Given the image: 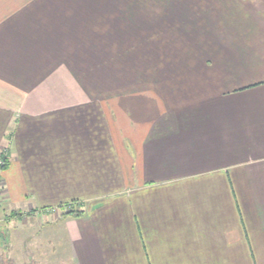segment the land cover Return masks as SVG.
<instances>
[{"label":"crops","instance_id":"1","mask_svg":"<svg viewBox=\"0 0 264 264\" xmlns=\"http://www.w3.org/2000/svg\"><path fill=\"white\" fill-rule=\"evenodd\" d=\"M241 2L235 50L165 70L177 0H0V264H264V0Z\"/></svg>","mask_w":264,"mask_h":264},{"label":"rangeland","instance_id":"2","mask_svg":"<svg viewBox=\"0 0 264 264\" xmlns=\"http://www.w3.org/2000/svg\"><path fill=\"white\" fill-rule=\"evenodd\" d=\"M177 1L180 3L175 5L174 11L171 9L162 10L161 4L159 6V13L156 15L159 17L158 24H168L173 25V27L170 30H165V39L171 41L165 42V45L159 41L162 51L154 56L155 59L152 66L149 67L150 69H153L155 62L160 59L163 61V68L170 70L173 66L174 56L182 57L184 59L183 64L187 66L189 57H200L204 61L203 58L206 56L219 55L224 53L226 49L235 50L241 22L238 9L245 7L241 0ZM161 17L164 18L163 21H161ZM166 28L170 27L166 26ZM162 36L163 32L158 30L155 37L162 41L164 38L160 39ZM226 43L230 44L224 47ZM152 60L153 58L149 59V64L152 63ZM200 62H196V65H199ZM78 208L80 206L74 203L69 210L75 211ZM6 225L10 226L8 229L13 230L15 228V226L12 227L11 222H6ZM26 225L21 226L23 227L20 230L22 235L30 231V227H33L29 226V223ZM20 241V238H17L16 242L13 240L17 246L21 243Z\"/></svg>","mask_w":264,"mask_h":264},{"label":"built area","instance_id":"3","mask_svg":"<svg viewBox=\"0 0 264 264\" xmlns=\"http://www.w3.org/2000/svg\"><path fill=\"white\" fill-rule=\"evenodd\" d=\"M5 163H6L5 156H1L0 157V173L3 170ZM2 187H3V182L1 179V175H0V191H1Z\"/></svg>","mask_w":264,"mask_h":264},{"label":"trees","instance_id":"4","mask_svg":"<svg viewBox=\"0 0 264 264\" xmlns=\"http://www.w3.org/2000/svg\"><path fill=\"white\" fill-rule=\"evenodd\" d=\"M4 166H5V165H4ZM68 212H69V213H71V212H72V213H74V214H76V215H79V214H80V212H79V211H73V210H69Z\"/></svg>","mask_w":264,"mask_h":264}]
</instances>
